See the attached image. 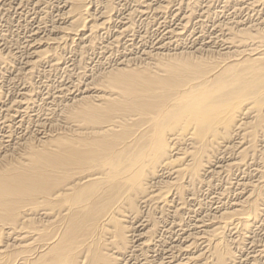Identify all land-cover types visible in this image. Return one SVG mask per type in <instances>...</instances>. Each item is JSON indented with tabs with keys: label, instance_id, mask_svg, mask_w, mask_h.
Returning <instances> with one entry per match:
<instances>
[{
	"label": "bare ground",
	"instance_id": "bare-ground-1",
	"mask_svg": "<svg viewBox=\"0 0 264 264\" xmlns=\"http://www.w3.org/2000/svg\"><path fill=\"white\" fill-rule=\"evenodd\" d=\"M50 2L0 0V264H264V0Z\"/></svg>",
	"mask_w": 264,
	"mask_h": 264
},
{
	"label": "rangeland",
	"instance_id": "rangeland-1",
	"mask_svg": "<svg viewBox=\"0 0 264 264\" xmlns=\"http://www.w3.org/2000/svg\"><path fill=\"white\" fill-rule=\"evenodd\" d=\"M15 2H18V1H15ZM62 3H63V0H51L50 8H51V12L54 15L59 12L58 10L62 7V5H63ZM222 4H223V2H221V1H217V3L215 2V4H214V8L215 9L214 10L220 9ZM13 6L16 7L15 4ZM31 8H33V6L32 5L28 6V4H27V5H24V7L22 8V9H25V10H23V12H22V10H19V9L18 10L16 9V12L14 10L13 13L11 14V17H10L12 19L11 20L12 23L10 22V26L7 27L10 30V32H11L10 34L14 33V36H16L17 38L19 37L21 45H24L22 43L24 42V40L28 39V38H26V36L29 35V33H31L30 31L34 30L36 28V26L38 25L37 19L35 20V18H34V12H40L39 11L40 9H38L36 7H34L33 9H31ZM169 20H170V24H173V21L170 18H169ZM139 24H141V25H139ZM206 24L207 25H205V31L209 33V32L212 31L211 29H212L213 25H212V22H206ZM154 27L157 28V27H159V25L158 26H153V27L150 28V30H149V36L150 37L148 38V40L150 42L155 39L156 33L157 34L160 33ZM145 29H146L145 23L138 22L137 30L140 33H143L145 31ZM159 30L162 31L163 27H160ZM16 34H18V35H16ZM20 44L15 45L12 49H14V52H18V54H19V58H18L19 62L20 61L22 62L20 65L23 66L24 61H26V57H24L25 55H23L24 58L22 59V56H20L21 53L19 52V48H16L18 46H21ZM54 77H55V79L53 81H58V78L56 76H52L51 78H54ZM18 81L15 80V84H14V82H11L10 85H8V86H13V85L21 86L19 84L22 83V82L20 80H18Z\"/></svg>",
	"mask_w": 264,
	"mask_h": 264
}]
</instances>
